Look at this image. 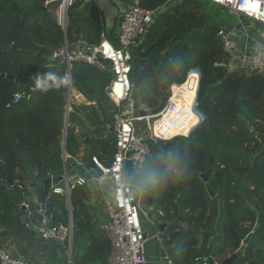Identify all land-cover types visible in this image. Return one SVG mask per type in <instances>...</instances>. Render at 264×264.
<instances>
[{"label":"trees","instance_id":"1","mask_svg":"<svg viewBox=\"0 0 264 264\" xmlns=\"http://www.w3.org/2000/svg\"><path fill=\"white\" fill-rule=\"evenodd\" d=\"M99 1L73 0L64 31L52 12L62 0H0V230L31 264L65 260L58 251L61 246L30 234L42 226V215L33 211L30 230L24 226L19 212L27 198L16 184L39 196L47 176L57 179L63 174L67 64L53 55L65 39L70 48H83L98 44L103 32L117 34L121 20L108 29ZM110 1L123 10L138 3L145 10L160 11L131 50L133 94L150 115L164 108L173 85L183 84L192 71L200 76L197 104L203 122L186 140L151 142L143 167L146 189L167 223L159 234L168 261L203 264L197 255L205 249L217 200L218 235L209 242L210 255L218 263L227 260L258 224L245 257L235 264H264V145L257 138L264 134V77L247 69L229 71L230 58L218 32L232 24L224 10L208 0ZM71 76L72 87L90 104L72 105L65 154L77 158L88 138V169L94 156L109 166L116 152L112 132L118 110L106 94L112 73L74 62ZM38 78L44 81L40 87ZM17 91L30 92V100L6 108ZM81 172L90 179L99 176L97 171ZM209 172L206 184L201 175ZM207 186L216 194L214 200ZM92 198L91 186H85L72 191L71 211L64 196L46 203L52 217L49 226H69L72 217L73 264H108L111 242L93 221L88 205Z\"/></svg>","mask_w":264,"mask_h":264},{"label":"built area","instance_id":"2","mask_svg":"<svg viewBox=\"0 0 264 264\" xmlns=\"http://www.w3.org/2000/svg\"><path fill=\"white\" fill-rule=\"evenodd\" d=\"M208 1L227 10L230 15L239 19L240 26H232L229 30L221 29L218 32L223 49L230 58L227 64L229 71L247 69L264 77V0ZM64 2V18L67 19L66 11L73 0H64ZM159 12V10H145L138 3L124 10L115 35L119 44L118 48L113 44L112 36L103 32L100 42L94 46L83 48L63 46L53 55L54 60L62 59L67 64L66 87L72 84L71 65L74 62L85 63L95 66L101 71L109 70L112 73V79L107 88L110 90L109 98L118 107L113 124L116 152L112 163L106 166L94 156L92 163L95 170L99 172V176H93L90 179L82 174L68 175L65 172L63 180L53 183L51 190L52 195L64 196L70 200L72 191L80 187L110 186V198L106 199L108 222L102 226L111 241L112 249L108 264H149L147 249L149 239L142 227L139 197L138 194L136 195V189L128 183L126 178L129 165H132L138 173H143L144 164L150 156L148 141H169L176 137H185L186 135H176L168 140L165 138L171 130H183L186 126L191 125L195 117L198 119L197 125L204 120V117L198 112L197 104L199 73L194 75L196 88L191 106L182 107L178 99V96L186 92L185 86L193 71L189 73L183 84L171 87L170 98L164 108L156 114L150 115L146 107L138 103L134 97L131 82L133 61L131 50L148 33ZM256 25L261 28L254 29ZM174 87L178 89L177 92ZM30 98V92L17 91L6 104V108H12L23 100L29 101ZM146 122H149L147 130H143L137 125V123ZM197 125L192 126L188 134ZM22 207L26 209L25 217L29 219L33 213L30 201L26 199L21 204ZM36 212L43 216L42 226L36 230L40 239L60 243L72 240L73 228L71 225L49 226L52 217L45 216L46 210L40 206V210ZM159 213L160 217H163L162 212ZM26 227L30 229L29 223ZM168 263L171 264L170 261ZM0 264L29 263L0 248ZM203 264H208L207 260H204Z\"/></svg>","mask_w":264,"mask_h":264},{"label":"crops","instance_id":"3","mask_svg":"<svg viewBox=\"0 0 264 264\" xmlns=\"http://www.w3.org/2000/svg\"><path fill=\"white\" fill-rule=\"evenodd\" d=\"M124 11V10H123ZM122 11V12H123ZM122 19V18H121ZM121 22V21H120ZM108 20H107V24H108ZM261 27L259 25H256V27L254 29H260ZM198 72V71H197ZM199 73V72H198ZM63 86L66 88L67 90V105H66V114H65V122H66V117H67V112H68V117H67V128L69 126L68 123V119H69V114L72 111V105L73 104H78L79 105H88L90 103L87 102V100L85 99V97L81 94H79L73 87L71 84V87L65 86V82L63 83ZM75 90V91H74ZM78 101V102H77ZM76 104V105H77ZM69 106V109H68ZM64 130H65V126H64ZM67 131V129H66ZM112 132V130H111ZM76 134L78 136H80V129L77 128ZM113 134V132H112ZM66 139V135H63V142ZM88 139V138H87ZM87 139H84L82 141V152L80 153V155L77 158H72L71 156H68L65 154V159H64V170H63V174L66 172L68 175H75V174H82L81 171H85L87 174H89V172L94 171L95 170V166L94 164L91 166L90 164V168L91 170L88 169V167L86 166L87 162L90 163L91 159H90V154H88V146H89V141L86 142ZM62 142V145H63ZM71 159L73 161V166H72V171H68L67 167H66V160ZM87 169V170H86ZM96 171V170H95ZM128 172L131 173H135L134 174V178H136L138 180V184L135 186L136 192L138 194L137 189H142V185L143 183H146L145 179H144V174L142 173H138L137 171H135L133 169V167L129 166L128 167ZM71 173V174H70ZM86 174V175H87ZM84 175V174H82ZM61 176V177H62ZM54 178V177H53ZM56 179V178H55ZM59 179V178H57ZM147 184V183H146ZM91 189L93 190V198L92 200L89 202V210L90 213L92 215L93 221L95 222L96 226L103 231L102 226L104 224H106L108 222V215H107V209H106V199L110 198L109 196V190H110V186L109 185H105L103 187H99L98 185H94V187H92L91 185ZM33 190H28L27 196L26 198L32 202L34 205H38V199L39 196H37V199L33 198ZM149 191V190H148ZM150 192V191H149ZM151 193V192H150ZM152 194V193H151ZM67 204H68V208L71 211V201L69 199H67ZM151 206V205H149ZM154 207V206H153ZM161 212V211H159ZM69 225L72 226L73 228V224H72V217L70 218V222ZM157 228V233L155 235H153L152 237L148 236V242H147V249H148V258H149V264H169L166 263L164 261V259L161 257V253H160V249L164 248L161 236L159 234V229ZM34 231L37 229H33ZM31 231V230H30ZM2 231L0 230V246L7 250L12 256L17 257L19 259H23L25 261H27L26 259H24L17 251L16 247L11 243L10 239L8 240L6 234L1 233ZM104 232V231H103ZM105 233V232H104ZM106 235V233H105ZM36 236L38 237V235L36 234ZM107 236V235H106ZM108 237V236H107ZM109 239V238H108ZM44 241V240H42ZM53 243H56L57 245L61 246L59 248V253L61 254V256L64 258L65 262L64 264H73L72 262V252H73V237L72 240L70 242H67L68 245L67 247L64 246V243H60V242H55L52 241ZM111 242V241H110ZM205 250V249H204ZM204 253V251L202 252ZM200 253V254H202ZM110 257V255H109ZM28 262V261H27ZM108 262H109V258H108ZM29 263V262H28ZM31 264V263H29Z\"/></svg>","mask_w":264,"mask_h":264},{"label":"water","instance_id":"4","mask_svg":"<svg viewBox=\"0 0 264 264\" xmlns=\"http://www.w3.org/2000/svg\"><path fill=\"white\" fill-rule=\"evenodd\" d=\"M66 25H63V30L65 31L66 29ZM64 46H68L67 40L65 39L64 42ZM7 78L8 80H10L11 82H14V78H12L11 76H2V78ZM71 87V86H70ZM106 94L109 96L110 94V90L108 88H106ZM69 109V106H68ZM67 117H68V112H67ZM67 117H66V122H65V130H64V136L66 135V129H67ZM258 140L260 141V143L262 145H264V134H259L257 136ZM174 140H186L185 137H176L174 138ZM89 139L86 140V142H88ZM63 153H64V159H65V140L63 142ZM249 170V168L240 171L241 174H245L247 171ZM196 173L200 174L199 170H196ZM142 174V173H141ZM210 172L205 174V175H201L202 180L204 181V183H208V178H209ZM63 180V176L60 177L59 179H55L53 178L51 175L47 176L43 181H42V186H43V192L39 195V199H38V205H34L32 202H30V207L32 211H39L40 210V206L41 208L45 209V216H49L48 213V209L46 207V203L47 200L55 197L54 195L51 194V190H52V185L53 183H59ZM10 184H14V181L10 180L9 181ZM18 185L20 188H22L24 190V196H27L28 193V189L25 188L22 184H16ZM147 184L143 183L142 185V189H137L138 191V197H139V201L140 203H143L144 205H151L153 206L155 204V198L153 196V194H151L147 189H146ZM92 187H94V185H92ZM207 192L211 198V200H214L216 198V194L211 190V188L209 186H207ZM25 208L22 207L20 209L19 212V217L22 219V222L24 224V226L26 227V225L29 223V219L25 217ZM214 217L209 225V230H208V234H207V240H206V246H205V250L204 253L202 254H198L197 255V260H207L208 264H235L236 261H238L240 258L245 257V251L247 246L249 245L250 241L253 238L254 233L259 229V225L257 224L253 230L252 233H250L246 239L243 241L241 248L235 252L230 258H228L227 260L218 263L216 262V260L210 255L209 253V242L211 241L212 238L217 237L218 235V231H217V221H218V217H219V201L215 200V207H214ZM156 226L159 229V233H163L165 231V229L167 228V223L166 220L163 217H160V213H156ZM49 223V220H48ZM27 228V227H26ZM28 230H30L29 228H27ZM30 234L32 236H36V230H31L29 231ZM160 253H161V257L164 259V261L166 263H168V258H167V254L165 252L164 248L160 249Z\"/></svg>","mask_w":264,"mask_h":264},{"label":"rangeland","instance_id":"5","mask_svg":"<svg viewBox=\"0 0 264 264\" xmlns=\"http://www.w3.org/2000/svg\"><path fill=\"white\" fill-rule=\"evenodd\" d=\"M62 1L63 2L61 4V6H59L57 9H53L52 10L53 14L57 17L58 23L61 26H63L67 22V19L64 18L65 2H64V0H62ZM99 5H100V8L102 9V11L104 13V16H105L106 20H108V22H109L108 23V29H111L113 26H115V24L117 25L118 21L121 20V18H122V13H123L122 11L124 9L123 6L120 5L117 2L114 3L113 1H110V0H100L99 1ZM130 7L131 6H129V8ZM223 10H224L223 11L224 17L227 18L228 23L232 24V26H240V24L238 23L239 19L237 17L230 15L227 12V10H225V9H223ZM111 40H112L113 44L115 45V47L118 48L119 44H118L117 39L115 38V36H112ZM65 82H66V80H65ZM13 88L17 89V86L14 85ZM135 99L139 103V99H138L137 96H135ZM77 105H79V103ZM137 125L140 128H142L143 130H147L149 128V122L142 123V124L141 123H137ZM151 142H153V141H151V140L148 141L149 148H150V143ZM154 142H157V141H154ZM72 166H73V161L69 160V163L67 165L68 171H70V172L72 171ZM129 166L132 167V165H129ZM247 172L245 174H247ZM134 174L133 173L130 174L128 172V169H127L126 178L128 180V183L135 188V186L139 185V184H138V180L136 178H134L135 177ZM245 174H242V175H245ZM32 192H33V198L37 199L38 192H36V191L35 192L32 191ZM136 195H137V192H136ZM209 198H210V196H209ZM153 206L144 205L143 203H140L142 227H143V230H144L145 234H147L149 237H152L153 235H155L157 233V228H156V223L157 222H156V217L155 216H156V213L159 212L160 207H156V206L153 207ZM214 207H215V204H214Z\"/></svg>","mask_w":264,"mask_h":264},{"label":"bare ground","instance_id":"6","mask_svg":"<svg viewBox=\"0 0 264 264\" xmlns=\"http://www.w3.org/2000/svg\"><path fill=\"white\" fill-rule=\"evenodd\" d=\"M196 73H198V72L197 71H193V73H191L192 76L190 77V80L188 81V83L185 86L186 87V92L183 93L182 95L178 96V99H179V101L181 103V106L184 107V108L185 107L188 108V106H191V104H192V99H193V95H194L195 88H196V86H195V78L196 77L194 76V75H196ZM174 90H175V92L178 91V89L176 87H174ZM197 124H198V119L195 117L193 119V121L191 122V125L186 126L183 130H171L170 132H168L166 134L165 138L168 140V139L173 138L176 135H181V136L182 135L183 136L186 135L187 136L189 129L192 126H195Z\"/></svg>","mask_w":264,"mask_h":264},{"label":"clouds","instance_id":"7","mask_svg":"<svg viewBox=\"0 0 264 264\" xmlns=\"http://www.w3.org/2000/svg\"><path fill=\"white\" fill-rule=\"evenodd\" d=\"M44 83V81L40 78L37 79V86L40 87L42 84ZM170 141V140H169ZM204 261V260H203Z\"/></svg>","mask_w":264,"mask_h":264}]
</instances>
